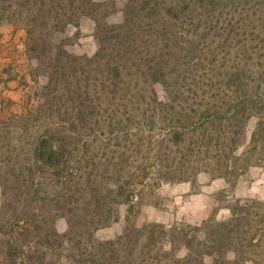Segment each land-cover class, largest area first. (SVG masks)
I'll list each match as a JSON object with an SVG mask.
<instances>
[{
	"label": "trees",
	"instance_id": "trees-1",
	"mask_svg": "<svg viewBox=\"0 0 264 264\" xmlns=\"http://www.w3.org/2000/svg\"><path fill=\"white\" fill-rule=\"evenodd\" d=\"M10 1L27 18L36 72L48 75L38 103L4 114L15 101L2 100V130L19 129L18 143L30 128L39 131L32 153L9 165L2 185L6 199L23 201L14 233L2 237L4 263L36 264L30 237L58 250L73 235L78 251H68L65 261L59 254L54 264H253L236 232L246 218L243 199L231 217L204 231L134 223L115 238L95 240L94 231L120 218L121 202L132 211L145 188L201 171L238 175L264 160V53L229 61L224 55L233 53L230 46L239 53L242 38L264 40L263 31L254 34L264 0H125L120 23L107 20L110 2L103 0ZM85 15L96 23L92 56L70 52L53 36ZM158 83L164 96L150 89ZM55 111L59 120L50 118ZM252 118L256 125L241 149ZM92 138L107 141L96 147L100 161L85 159ZM76 193L85 204L70 207ZM54 208L68 216L64 233Z\"/></svg>",
	"mask_w": 264,
	"mask_h": 264
},
{
	"label": "rangeland",
	"instance_id": "rangeland-1",
	"mask_svg": "<svg viewBox=\"0 0 264 264\" xmlns=\"http://www.w3.org/2000/svg\"><path fill=\"white\" fill-rule=\"evenodd\" d=\"M110 2L107 20L111 23H120L124 19L125 0H103ZM3 7V8H2ZM3 9V10H2ZM256 9V6L253 7ZM12 6L10 0L0 2V119L2 120V100L10 97L15 101L8 111L17 112L27 104L38 103L37 89L40 83H44L47 79L46 72H36L37 57L33 52L28 50V24L25 19L20 17L19 10ZM3 15V16H2ZM259 31L256 35L260 36V32H264V16L258 21ZM96 23L90 16H83L78 23L68 25L65 30H55L54 39L57 41L65 40V47L70 52L78 55L92 56L99 47V41L96 37ZM248 30H251L247 26ZM252 36L240 39L238 43L242 50L238 53H225L227 61L234 59V54L244 57L253 56V59L264 53V40L253 39ZM235 43V42H234ZM248 46L253 48L246 52L244 49ZM244 50V51H243ZM159 95L164 96V86L162 83L150 86ZM50 118L59 120V113L55 111ZM256 119L252 118L244 133L241 143V149H244L250 140V136ZM2 130V122L0 123V264H5L6 251L8 246H2V237H8V232L14 233L17 227V216L22 207L23 201L6 199L3 193L2 185L7 183L6 171L9 165H19L21 157H25L31 152V145L38 132L35 133L34 128H30L28 133L24 134L21 143H18L20 135L19 129ZM106 140L101 138H92L89 141L90 153L86 157L101 159L97 156L96 147L105 145ZM105 143V144H103ZM13 150L10 158L9 151ZM86 153V152H85ZM238 175L233 174L229 177L214 176L208 171H201L195 179L187 181L164 182L154 188H145L138 194L135 199L136 204L132 211L128 208L130 203L121 202L120 218L111 224L97 228L94 231V240L96 238H115L124 232L127 226L134 223L143 225L149 223L164 224L166 227L175 225H183L187 229H194L206 224L214 223L232 216V207L239 199L245 200L244 215L246 218L242 220L239 228L236 229L237 235L242 241L240 245L243 254L253 257V264H264V160L261 162H253L252 165L245 168L242 167L238 171ZM6 177V178H5ZM48 188L50 186L48 185ZM68 191V190H67ZM81 192V191H80ZM74 194L70 197V207H76L79 204H85L80 197L82 195ZM84 202V203H83ZM56 213L55 226L59 232H66L70 227L68 216L62 215V212ZM58 213H60L58 215ZM58 215V216H57ZM3 223L6 228L2 229ZM5 229V230H4ZM11 231V232H10ZM92 231V230H91ZM146 234L141 236L139 246L142 247ZM39 237H30L28 242L33 244L36 249V264H54L56 257H60L65 261L68 251L77 252L76 242L79 238L69 235L66 240V248L54 250L46 244L37 243ZM88 241V240H87ZM91 246V241H88ZM45 252V253H44ZM21 255V252H20ZM21 260V259H20ZM68 264H77L69 262ZM243 264V263H242Z\"/></svg>",
	"mask_w": 264,
	"mask_h": 264
}]
</instances>
